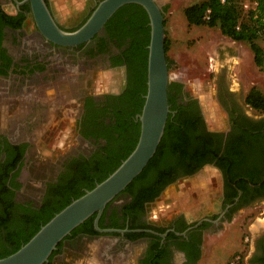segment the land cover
<instances>
[{
  "label": "flooded vegetation",
  "instance_id": "1",
  "mask_svg": "<svg viewBox=\"0 0 264 264\" xmlns=\"http://www.w3.org/2000/svg\"><path fill=\"white\" fill-rule=\"evenodd\" d=\"M99 1L87 10H74L67 18L52 0L46 3L61 28L74 30ZM107 23L87 42L61 45L41 32L29 1L0 0V215L11 217L7 229L27 232L31 221L25 216L35 217L45 204L55 205L56 198H48V193L58 178L71 170L73 160L89 157L108 145L100 133H112L108 129L111 112L117 109L119 96L128 84L125 50L129 37L119 26ZM118 70L125 75L119 91L95 87L98 73ZM217 81L215 97L223 113L220 128L208 124L201 100L190 94L198 100V129L202 134L211 133L218 153L203 166L212 165L223 178L222 196L211 200V211L198 218L185 212L164 218L161 210L154 215V204L164 189L133 217L134 223L148 227L130 229L127 224L122 229L128 230L119 234L79 232L62 241L48 264H79L90 259L96 264H180L178 253L185 256L182 264H196L210 226L218 228L238 210L264 201V111L253 109L246 102L247 95L238 94L224 74ZM183 92H188L185 85ZM181 97L180 102L188 100ZM60 121L72 122L78 144L56 161H48L38 156L39 143ZM185 169L180 167L172 173L178 176L170 184L200 170L185 174ZM251 177L258 182L252 184ZM238 183L244 188L234 195ZM131 200L132 196L122 193L110 208L121 210ZM132 231L146 234L132 239L126 235ZM100 240L103 244L99 249L89 245Z\"/></svg>",
  "mask_w": 264,
  "mask_h": 264
},
{
  "label": "trees",
  "instance_id": "2",
  "mask_svg": "<svg viewBox=\"0 0 264 264\" xmlns=\"http://www.w3.org/2000/svg\"><path fill=\"white\" fill-rule=\"evenodd\" d=\"M250 1L257 3L252 8L246 9L242 0H203L187 6L184 12L190 25L218 26L222 33L231 39L249 42L255 62L261 66L264 65V53L257 39L264 35V0ZM245 15L248 18L245 19ZM85 21L86 19L83 23ZM149 21L147 11L136 3L122 6L109 19L107 26L116 25L122 28L124 36L129 37V41L125 50L128 84L119 96L120 103L117 109L111 112L108 129H112V133L107 135L108 130L106 133H100L107 138L108 145H103L89 157L83 156L73 160L71 170L59 177L48 193V198H56L55 205L52 207L50 204H45L42 207L44 213L40 210L41 212L37 211L35 217L25 216L26 220L31 221V227L27 232L20 231L21 229L17 232L7 229L11 217L3 213L0 215V258L17 251L57 212L83 195L87 189L94 188L97 183L107 178L135 148L140 135V121H136V114L141 112L147 92L148 45L151 32ZM167 58L170 67L171 62L168 56ZM183 87L182 81H171L169 101L173 112L169 115L157 152L143 172L119 194L127 193L132 196V200L121 210L117 207L110 208L112 202L107 205L99 220L101 228L122 229L126 228L127 224L130 229L148 227L145 224L134 223L133 217L140 209L146 207L147 202L155 200L167 185L177 179L178 175L172 173L180 167L186 168L185 174L195 173L217 156L218 153L210 138L211 133L202 134L198 129L201 121L198 100L189 92H183ZM180 94L182 99L186 96L188 100L180 102ZM246 102L253 109L264 111V94L255 86L247 93ZM95 122L93 120V123ZM218 162L222 165L221 161ZM169 175L171 177H168ZM257 182L255 177H251L252 184ZM239 188L244 187L238 183L234 195H237ZM232 197L229 198L230 201L233 200ZM95 216L96 214L92 215L76 227L66 238L79 232L98 234L99 232L94 228ZM25 218L21 221H26ZM122 218L123 222H121ZM145 234L135 231L126 233L132 239ZM61 244L62 241L58 247ZM56 252L57 249L51 254L50 262ZM200 254L201 250L195 260L200 258Z\"/></svg>",
  "mask_w": 264,
  "mask_h": 264
},
{
  "label": "rangeland",
  "instance_id": "3",
  "mask_svg": "<svg viewBox=\"0 0 264 264\" xmlns=\"http://www.w3.org/2000/svg\"><path fill=\"white\" fill-rule=\"evenodd\" d=\"M61 1L55 0V8L67 18L74 10H87L98 0H78L79 2L76 3L79 4L78 6H69L65 0ZM157 1L165 15V38L168 42L167 56L171 62V80L182 81L188 92L201 100L207 122L212 128L222 127L223 113L215 97L220 74H224L238 94L245 96L254 86L264 94V65L260 66L255 62L254 52L249 42L231 39L223 34L218 26L189 24L185 16V8L203 0ZM256 3L242 0L246 9L252 8ZM257 42L264 53V35H261ZM124 82L125 75L122 70L101 71L98 73L95 87L106 91H119ZM53 129L54 132L44 137L39 143L38 156L48 161H56L60 155L78 144L72 122L60 121ZM222 179L221 173L216 168L205 165L194 175L168 185L154 207L158 206L155 209L161 210L164 218H169L171 214L178 212H185L193 218H198L211 211L212 199L222 196ZM162 201L165 203L163 204ZM167 201L177 203H172L166 209L162 208L168 204ZM263 209L264 202H258L233 213V218L221 223L219 230L217 227L210 226L203 242L204 260L211 264H225L232 254L240 249V240L248 235L244 226ZM102 237L105 238V236ZM102 242L103 240H100L98 244L89 242V245L99 249ZM139 250L140 248L136 253ZM202 253L203 248L200 258ZM79 264L96 263L90 259Z\"/></svg>",
  "mask_w": 264,
  "mask_h": 264
},
{
  "label": "water",
  "instance_id": "4",
  "mask_svg": "<svg viewBox=\"0 0 264 264\" xmlns=\"http://www.w3.org/2000/svg\"><path fill=\"white\" fill-rule=\"evenodd\" d=\"M29 1L41 32L61 45L87 42L99 33L107 21L124 5L136 3L148 13L151 26L148 45L147 92L136 121L140 135L132 152L103 181L87 189L80 197L57 212L17 251L0 258V264H44L58 245L92 215L99 232H124L128 229L101 228L99 220L107 205L139 176L153 158L165 133L171 112L169 85L170 67L166 51L165 15L157 0H100L86 21L74 30L61 28L46 0Z\"/></svg>",
  "mask_w": 264,
  "mask_h": 264
},
{
  "label": "crops",
  "instance_id": "5",
  "mask_svg": "<svg viewBox=\"0 0 264 264\" xmlns=\"http://www.w3.org/2000/svg\"><path fill=\"white\" fill-rule=\"evenodd\" d=\"M52 1L53 3H55V0H52ZM77 1L78 0H65V2L69 6L71 5L78 6L79 4L78 5L76 4ZM167 202H168V205H171L172 203L173 204L177 203L176 201H173V202L167 201ZM162 203L164 204L165 202L162 201ZM244 228H245V231H247L248 235L250 236V242L249 244L245 245L243 242V239L240 240L239 246L241 247L238 250L244 249L247 246V256H246L247 264H264V209L260 211L259 215H256L255 217L251 218L248 221L247 225L244 226ZM236 243L237 242L235 241V244ZM204 249L205 248L203 246L202 257L197 260L196 264H211L204 260V255H205ZM176 258H177V263L182 264L183 261H185V256L183 253H178Z\"/></svg>",
  "mask_w": 264,
  "mask_h": 264
},
{
  "label": "built area",
  "instance_id": "6",
  "mask_svg": "<svg viewBox=\"0 0 264 264\" xmlns=\"http://www.w3.org/2000/svg\"><path fill=\"white\" fill-rule=\"evenodd\" d=\"M158 210H154V215H157ZM245 245L249 244L250 236L246 235L243 239ZM247 256V246L244 249L238 250L235 252L226 262V264H247L246 262Z\"/></svg>",
  "mask_w": 264,
  "mask_h": 264
}]
</instances>
